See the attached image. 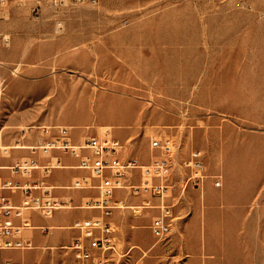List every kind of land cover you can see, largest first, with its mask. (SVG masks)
Listing matches in <instances>:
<instances>
[{
  "label": "rangeland",
  "instance_id": "obj_1",
  "mask_svg": "<svg viewBox=\"0 0 264 264\" xmlns=\"http://www.w3.org/2000/svg\"><path fill=\"white\" fill-rule=\"evenodd\" d=\"M8 11H0V22L12 20ZM29 13V24L44 31L36 35L37 42L50 43L51 55L36 62L44 69L42 74L26 72L31 68L26 61L10 74L28 83L49 80L67 90L27 103L40 107L38 117L53 119V124L3 130L11 115L0 111L1 148L29 145L26 141L36 137L42 125L74 127L71 135L77 141L82 136L104 137L107 127L114 135L130 129L134 136L128 146L135 147V159L143 165L161 157L160 150L151 149L155 139L169 138L175 144L172 187L164 195L165 205L172 207L171 233L160 240L152 235L150 226L161 213L158 195L127 194L138 202H125L124 208L113 211L109 221L115 246L95 251L96 264L99 260L101 264H264V0H101L97 6L67 8L63 17H55L50 9L39 19L30 9ZM57 20L64 22L61 32L56 31ZM130 27L143 33L122 35L127 39L117 45L105 43L111 33ZM61 39L65 43H59ZM80 52L90 54L84 71L83 64H76L81 68L76 69L72 61ZM122 66L127 69L116 77ZM130 69H138L135 79L128 76ZM6 84L0 82L1 105L7 100ZM72 88L98 90L115 99L103 98L94 107L79 105L73 100L79 93ZM59 96L69 101L61 109L64 112L56 105L53 114L50 108ZM125 106L134 107L137 114L122 113ZM24 151L31 150H12L9 155L20 157ZM195 151L205 157L201 182L189 181L191 172L185 167ZM0 157L8 155L0 149ZM130 175L133 184L140 183L139 170ZM235 191L240 193L236 197ZM242 194L251 198L246 212ZM9 195L19 198L16 191ZM60 204L95 216L101 213ZM35 219L38 224L50 223L41 216ZM64 230L75 231L70 243L35 242L33 250L0 252V262L82 264L72 249L80 231ZM54 231L42 234L47 237Z\"/></svg>",
  "mask_w": 264,
  "mask_h": 264
},
{
  "label": "built area",
  "instance_id": "obj_2",
  "mask_svg": "<svg viewBox=\"0 0 264 264\" xmlns=\"http://www.w3.org/2000/svg\"><path fill=\"white\" fill-rule=\"evenodd\" d=\"M101 0H0V11L15 4L28 6L31 15L39 19L45 9H50L55 17H63L67 8L77 6H97ZM64 29V22L57 20L56 31ZM9 38L0 35V45L9 44ZM46 140L33 146V154L50 156L53 152H60L78 160L77 168L86 172L85 176L73 181L70 189L97 191L98 197L88 200L83 207L101 211V217L77 221L74 229L80 231L81 238L76 239L72 249L77 259L85 264H96L95 251L105 252L114 249L112 238L113 226L109 221L116 209L124 208V201L117 199L118 191H126L133 196L153 193L162 199L161 213L154 218L150 229L156 239L167 237L172 227L169 219L172 216V207L165 205V194L169 192L172 184L174 163L172 155L175 144L169 138L165 141L155 139L151 143L152 150H160L161 157H153L150 164H140L136 159L122 161L119 156L124 149L120 140L116 139L111 130L106 131L104 137L89 136L80 144H74L71 137V128L67 126L40 127ZM185 167L190 169L189 181L201 182L205 178V158L201 151L191 154ZM65 166L60 158L46 165L40 164L34 159H25L10 167H0V172L7 170L13 177L5 178L0 173V252L19 250H33L35 248L32 239L26 236L27 231L35 229L30 214L37 213L43 218H50L54 212L62 206L53 196L54 188L44 181L32 183H20L14 177L31 179L35 171H41L49 176L53 170L62 169ZM139 170L140 183L133 184L130 173ZM216 186L222 185L221 177L217 176ZM157 180V182H155ZM21 193V202L15 203L8 192ZM148 204V203H147ZM102 261H98L101 264ZM0 264H12L10 261H2Z\"/></svg>",
  "mask_w": 264,
  "mask_h": 264
},
{
  "label": "crops",
  "instance_id": "obj_3",
  "mask_svg": "<svg viewBox=\"0 0 264 264\" xmlns=\"http://www.w3.org/2000/svg\"><path fill=\"white\" fill-rule=\"evenodd\" d=\"M32 2L33 0H29V5ZM29 5L28 6H17L15 4L11 5L10 7H8L9 8L8 12L9 15L12 17V20H10L9 22H0V35L10 36L9 44L0 45V63H2V65H0V82L1 83L2 81L7 82L5 86V97L7 100L4 101L2 105L0 103V111L5 114L11 115L8 116V119L6 120V127L3 128V130H5L6 128H24V126L27 125L29 126L34 123H39V124L55 123L56 121H54L53 119H40L37 115L39 114L40 107L39 108L34 107L28 105L27 103L31 101H36L37 97H48L52 93L61 94L67 90V86L63 84L59 85L58 83L56 82L53 83L52 81L49 80L39 82L38 84L33 82L28 83L27 80L19 78L17 76L16 77L12 76L10 74V72L14 68H15V70H13L14 72L19 70L16 69L15 66L16 65L20 66V61L31 62L30 64L31 68L26 70V72L28 71L29 74H42L44 72V69L37 66L36 62L37 61L41 62L44 58L51 55L50 43L45 44V43L37 42L38 38L36 35L44 33L43 29L40 26L29 24V20L27 21V17H29L30 14ZM131 30L132 27L126 29L125 31L111 33L112 36L108 37L105 43L117 45L123 39H127L122 35L131 34V33H143V32H135ZM135 40H137V38ZM61 42L65 43V40L61 39L59 43ZM87 54L88 53L80 52V53H76V55L73 56L72 61H73V65H75V68L78 67L76 64L81 63L84 65L83 67L84 69L83 68L81 69L79 67L76 69H81L82 71H84L89 67L90 54L89 56H87ZM122 69H127V66H122V68L116 72L117 75L116 77H118L121 74ZM128 73H129L128 76L130 78L135 79L139 74V71L138 69L135 70L130 69ZM72 90L75 91L76 93H79V97L77 99L73 98V100L74 101L76 100L79 105L80 104L84 106L92 105L94 107L95 105H98V103L103 98L115 99L107 94L100 93L98 90L91 91L88 88H82V89L72 88ZM59 97L58 100L55 101V105H53L50 108V112L53 114L54 111L56 112V105H57V111H62L61 110L62 107H64L67 101H69L66 99L64 100L63 96H59ZM127 112H130L131 114L134 115L137 114L136 109L134 107L129 108L125 106L124 112L122 113H127ZM112 119H114L116 122L125 121V120H116L115 118ZM40 127L41 128L46 127V125L39 126L38 129ZM70 128L72 132L74 127H70ZM108 128H110L109 130H112L111 127ZM39 130L40 131L38 132V135L36 137L34 135L33 139H29L28 141H26V143H28L29 145L27 144L25 145L19 144V145L25 146V149H29L30 147H32L33 143L34 144L43 143L47 137L46 135H44L41 129ZM119 136H121V138ZM133 136H134V131H131L130 129H121L115 132L114 137L120 140V142L124 145V149L121 151L119 156V158L122 161H126L128 159H135L137 157V155L134 153L135 147L133 145L128 146V141ZM87 137L89 136H82L81 139L78 141L72 138V142L74 144H80L83 141V139ZM30 143H32V145H30ZM13 150H22V149H13ZM11 151H9V153ZM12 157H13L12 154L10 155L8 154V157H6L7 159L0 157V167H10L13 166L15 163L21 162L22 160L25 159H34L37 160L40 164L46 165L50 162H54L57 157L60 158L65 168L58 170L55 169V171H52V173L49 176H45L41 171H35L31 179L18 177V179L23 180V182L19 181L22 184L32 183L34 181H44L46 184L54 188V190L52 191L53 196L60 203L78 204L79 208L84 209L83 205L86 201L94 199L91 197H94L95 195H97L98 197L97 191L81 190L83 193L63 191V189L65 188H68L69 190H73L69 188L71 186V185L69 186V184H72L75 179L85 176L87 174L86 172L79 170L77 168L78 160L74 159L69 155H64L60 152H53L52 155L50 156H44L40 153L35 155L31 151L30 152L24 151L20 157H16V158L14 157L12 158ZM143 162H146V160H143ZM229 172H230V168L228 166L227 173L229 174ZM0 173L5 178L13 177L11 173L7 170L1 171ZM208 186L210 190L208 192L207 200L211 202L213 200V192L211 191L212 185L209 184ZM84 192H96V194L92 195V194H86ZM118 192L121 193V195L116 196V198L123 200L124 203L138 202L136 198H129L128 197L129 194L126 191H118ZM237 192L238 191H235L234 193L235 197L240 194L239 192L238 193ZM8 194H10V192H8ZM18 194H19V198L13 199L17 204L21 202V193L18 192ZM241 197H242V202L244 203V212H246L245 209L246 203L248 204L251 198H249V196H246L245 194L244 195L242 194ZM101 214L102 213H100L99 216L97 215L95 216V214L92 212H86V211L80 212V211H73L71 209L62 208L55 211L52 217L44 218L50 221V223L38 224L36 223L35 217L40 215L37 213H31L30 218L31 221L33 222L35 229L33 231H27L26 236L32 239L34 244L35 242L38 244L70 243L72 237H74L75 235V231H66L64 229H74V224L77 221L100 218ZM250 219L251 217L247 219L248 225L251 224ZM149 221L150 219H148L147 223H150ZM50 229L56 230L53 233H51V236L49 235L46 237L45 235L42 234L43 232L45 231L47 232V230Z\"/></svg>",
  "mask_w": 264,
  "mask_h": 264
},
{
  "label": "bare ground",
  "instance_id": "obj_4",
  "mask_svg": "<svg viewBox=\"0 0 264 264\" xmlns=\"http://www.w3.org/2000/svg\"><path fill=\"white\" fill-rule=\"evenodd\" d=\"M85 62V61H84ZM88 62V61H87ZM86 62V63H87ZM1 64V63H0ZM16 72V71H15ZM110 128H105L106 131H109ZM1 134V133H0ZM33 147V146H32ZM32 147H30L29 149H31ZM0 149H2L7 155L9 154V151L13 150V149H25V146H21V145H17V146H14V147H0Z\"/></svg>",
  "mask_w": 264,
  "mask_h": 264
}]
</instances>
